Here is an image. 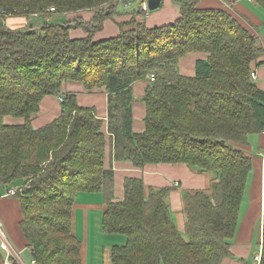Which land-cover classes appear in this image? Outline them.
Here are the masks:
<instances>
[{
	"label": "trees",
	"instance_id": "1",
	"mask_svg": "<svg viewBox=\"0 0 264 264\" xmlns=\"http://www.w3.org/2000/svg\"><path fill=\"white\" fill-rule=\"evenodd\" d=\"M121 1L0 0V185L20 187V226L39 264H83L73 230L80 193L105 195L103 232L126 240L112 247L111 264H221L232 255L253 165L244 148L250 135L264 132V90L251 76L264 65V49L229 12L202 9L200 0H175L181 16L173 24L151 29L133 20L128 29L120 25L118 37L95 42L104 22L119 15ZM254 1L264 9V0ZM83 11L95 12L91 22L45 21L40 29L30 22L34 15ZM8 18L29 24L11 29ZM77 28L87 37L72 39ZM197 52L207 60L197 63L194 77L181 75L180 59ZM151 74L156 79L143 97L145 130L135 133L133 85ZM68 82L108 94L111 163L183 164L215 176L208 190L183 193L184 234L168 204L171 187L127 178L124 200H113L104 122L94 109L79 106L77 94L63 92ZM48 96L62 99L61 114L35 130L33 119ZM7 117L24 123L8 125Z\"/></svg>",
	"mask_w": 264,
	"mask_h": 264
},
{
	"label": "crops",
	"instance_id": "2",
	"mask_svg": "<svg viewBox=\"0 0 264 264\" xmlns=\"http://www.w3.org/2000/svg\"><path fill=\"white\" fill-rule=\"evenodd\" d=\"M147 0H123L117 4L119 13L114 19L104 22L103 29L95 34L94 41L116 38L121 34L120 25L126 26L135 20L145 23L148 28H158L173 24L180 18V5L175 0H163L162 7L152 13L145 10ZM202 9H222L234 16L244 27L256 35L264 49V10L254 0H200ZM145 12L140 14L139 12ZM95 12L83 11L69 14L66 21L72 22L81 19L91 22ZM38 19V18H37ZM32 17L31 21H36ZM47 21L49 19H42ZM7 26L11 29L24 28L29 23L24 18H8ZM119 24V26H117ZM72 39L87 37V33L80 29H72ZM207 54L197 52L190 53L181 58L178 64L179 72L186 77L196 75V66L199 61L205 62ZM264 62V56L259 58ZM257 86L264 90V65L255 69ZM149 81H139L133 85L135 103L133 105V130L135 133H143L145 130L146 105L143 102ZM63 92L77 94V102L80 107L94 109L96 115L103 120V131L106 134V161L105 167L112 169L114 173L113 200L121 202L125 198L124 182L127 178L143 179L145 185L154 189L171 187L168 197L173 221L180 233H185L186 214L184 210L183 193L185 191L208 190L213 174L201 173L186 165L159 164L147 165L144 168H136L127 161H113L111 163V135L108 132V94L104 90L89 92L81 83L68 82L64 85ZM60 101V102H59ZM61 114L60 100L53 96L46 97L41 105L40 112L33 119V128L39 130L57 119ZM8 125H22L24 120L5 119ZM244 150L252 158V170L250 172L244 198L242 201L237 231L231 240V257L223 259L221 264H247L246 262L262 252L263 227H264V132L250 135L248 146ZM9 186L0 185V223L3 224L12 245L19 252L25 249L29 252L28 242L21 230L23 213L21 202L16 196H6ZM107 205L103 193H80L74 206L73 230L83 247V264H111V249L114 245H123L125 238L122 236H107L103 232V217ZM110 246H104V245ZM110 249V250H109ZM4 262V256L1 254ZM32 259V258H31ZM241 261V262H239Z\"/></svg>",
	"mask_w": 264,
	"mask_h": 264
},
{
	"label": "built area",
	"instance_id": "3",
	"mask_svg": "<svg viewBox=\"0 0 264 264\" xmlns=\"http://www.w3.org/2000/svg\"><path fill=\"white\" fill-rule=\"evenodd\" d=\"M145 10L148 12L147 7L145 6ZM54 8L51 9V12H54ZM35 19L38 18L37 15L33 16ZM252 79H257L256 72L251 73ZM149 82L153 83L155 82L156 76L154 74H151L149 77ZM62 101V99H61ZM20 191V188L18 187H11L8 189L6 196H16ZM0 250L5 254L4 258V264H28L24 258L22 257V252H19L10 242L8 235L5 231V228L2 223H0ZM255 261L260 264L261 261V254L255 257ZM30 264H39L37 260L31 259Z\"/></svg>",
	"mask_w": 264,
	"mask_h": 264
},
{
	"label": "rangeland",
	"instance_id": "4",
	"mask_svg": "<svg viewBox=\"0 0 264 264\" xmlns=\"http://www.w3.org/2000/svg\"><path fill=\"white\" fill-rule=\"evenodd\" d=\"M259 6V5H258ZM260 8H262L261 6H260ZM263 9V8H262ZM264 10V9H263ZM148 13H152L151 11H148ZM65 17L66 16H55V17H53V18H51V19H49V20H47L48 22H50L51 24H56V23H60L63 19L66 21V19H65ZM111 21H113L114 22V19H110ZM35 22V24H34V26H35V28L36 29H40L41 27H42V25L45 23V21L44 20H42V19H37L36 21H34ZM117 26H119V24H117ZM77 29H80V30H82V31H84L82 28H77ZM85 32V31H84ZM86 33V32H85ZM259 44L261 45V41L259 40ZM262 46V45H261ZM264 56V55H263ZM56 98H58V97H56ZM59 100H60V98H58ZM60 102V101H59ZM10 118H12V119H18V120H23V119H21V118H15V117H10ZM20 188V187H19ZM104 246H110V245H104ZM110 250V249H109ZM0 254H2L3 256H4V253L0 250ZM22 257L24 258V260L28 263V264H30V262H31V258H29V252L25 249L23 252H22ZM231 257V256H230ZM239 262H241V261H239ZM242 264H245V263H243V262H241ZM247 264H258L256 261H255V256L253 255V257H251V259H249L247 262H246ZM0 264H1V262H0Z\"/></svg>",
	"mask_w": 264,
	"mask_h": 264
},
{
	"label": "water",
	"instance_id": "5",
	"mask_svg": "<svg viewBox=\"0 0 264 264\" xmlns=\"http://www.w3.org/2000/svg\"><path fill=\"white\" fill-rule=\"evenodd\" d=\"M163 0H147L146 7L148 11L155 12L162 7Z\"/></svg>",
	"mask_w": 264,
	"mask_h": 264
}]
</instances>
